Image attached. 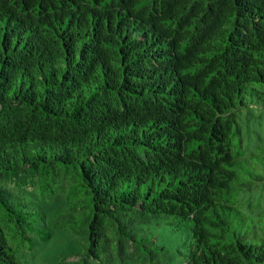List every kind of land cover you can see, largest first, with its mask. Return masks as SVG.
Returning a JSON list of instances; mask_svg holds the SVG:
<instances>
[{
  "label": "trees",
  "instance_id": "obj_1",
  "mask_svg": "<svg viewBox=\"0 0 264 264\" xmlns=\"http://www.w3.org/2000/svg\"><path fill=\"white\" fill-rule=\"evenodd\" d=\"M255 97L264 0H0V264L57 229L164 264L159 219L186 264H264Z\"/></svg>",
  "mask_w": 264,
  "mask_h": 264
},
{
  "label": "rangeland",
  "instance_id": "obj_2",
  "mask_svg": "<svg viewBox=\"0 0 264 264\" xmlns=\"http://www.w3.org/2000/svg\"><path fill=\"white\" fill-rule=\"evenodd\" d=\"M238 120L250 147L255 148L264 143V99L249 98L248 105L239 110ZM257 189L255 195L263 194L262 202H264V187L260 186ZM61 205H64L63 199L59 203L43 204V207L51 214ZM161 222V219L154 220L146 226V229L155 236V245L168 250V255L162 257V262L164 264H186L191 231L180 230L169 224H160ZM85 245L86 241L81 237L70 231L57 229L48 240L37 236L34 248L19 252V261L20 264H137L133 259L122 262L110 255L101 254L102 259L106 261L104 263L94 258Z\"/></svg>",
  "mask_w": 264,
  "mask_h": 264
}]
</instances>
